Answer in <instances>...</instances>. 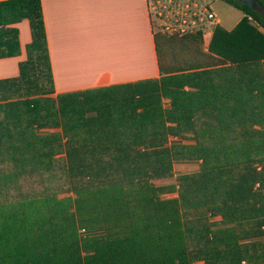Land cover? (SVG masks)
Returning <instances> with one entry per match:
<instances>
[{"label": "trees", "instance_id": "obj_1", "mask_svg": "<svg viewBox=\"0 0 264 264\" xmlns=\"http://www.w3.org/2000/svg\"><path fill=\"white\" fill-rule=\"evenodd\" d=\"M223 1L207 46L155 29L159 77L61 94L41 0L0 1V264L264 262V15Z\"/></svg>", "mask_w": 264, "mask_h": 264}, {"label": "crops", "instance_id": "obj_2", "mask_svg": "<svg viewBox=\"0 0 264 264\" xmlns=\"http://www.w3.org/2000/svg\"><path fill=\"white\" fill-rule=\"evenodd\" d=\"M41 3L55 94L160 76L153 0H41ZM219 21L222 24L220 17ZM17 26L22 54L0 59V79L18 76L19 63L26 59V45L32 40L30 24L25 19ZM212 30L205 34V40L210 41Z\"/></svg>", "mask_w": 264, "mask_h": 264}, {"label": "rangeland", "instance_id": "obj_3", "mask_svg": "<svg viewBox=\"0 0 264 264\" xmlns=\"http://www.w3.org/2000/svg\"><path fill=\"white\" fill-rule=\"evenodd\" d=\"M158 0H153V6L157 4ZM212 4V8L217 12L218 16L222 20V26L227 29H232L243 17V12L238 10L237 8L229 5L223 0H161L159 4L160 7H157L158 11H162V16H157L156 11L153 9V17L156 24V31L162 30L168 33H174L173 29L170 28V23L173 26H179V22L182 19H187L188 22L191 20V16L195 12H199L203 5L206 2ZM196 2L198 6H196ZM220 24V23H219ZM186 27V24L184 25ZM202 28L205 31V34H208L212 29L214 30V26L209 24H203L194 28V30ZM212 30V31H213ZM187 31H191V28H187ZM209 43V39L205 40V46ZM200 168L199 162H181L175 164L174 176L166 179H158L156 180V184L160 186L169 185L176 182V177L180 174L196 172Z\"/></svg>", "mask_w": 264, "mask_h": 264}, {"label": "built area", "instance_id": "obj_4", "mask_svg": "<svg viewBox=\"0 0 264 264\" xmlns=\"http://www.w3.org/2000/svg\"><path fill=\"white\" fill-rule=\"evenodd\" d=\"M206 2V1H205ZM161 0L157 1V4L155 6L152 5V10L154 9L156 11V15L157 16H162L163 12L162 11H158L157 7H160ZM196 6H198V3L196 2ZM177 22H179V26H173V24L170 23V28L173 29L174 33H186L187 28H191V31H194V28L200 25H205L210 24V25H217L219 24V17L217 15V13L213 10V8L211 7V5L209 3H205V5H203L202 9L199 12H195L193 13V15L191 16V20L187 19H182L181 21L177 20ZM186 24V27H184V25ZM199 28V27H198Z\"/></svg>", "mask_w": 264, "mask_h": 264}, {"label": "water", "instance_id": "obj_5", "mask_svg": "<svg viewBox=\"0 0 264 264\" xmlns=\"http://www.w3.org/2000/svg\"><path fill=\"white\" fill-rule=\"evenodd\" d=\"M264 15V7L258 0H239Z\"/></svg>", "mask_w": 264, "mask_h": 264}]
</instances>
